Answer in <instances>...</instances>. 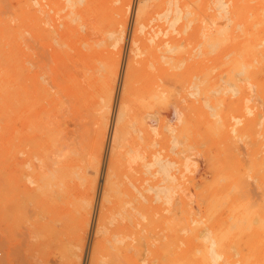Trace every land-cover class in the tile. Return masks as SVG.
I'll return each mask as SVG.
<instances>
[{
    "label": "bare ground",
    "instance_id": "6f19581e",
    "mask_svg": "<svg viewBox=\"0 0 264 264\" xmlns=\"http://www.w3.org/2000/svg\"><path fill=\"white\" fill-rule=\"evenodd\" d=\"M43 1L21 0L18 10L12 13L8 12L12 11L11 7L7 11L5 4L0 3V187H9L14 191L7 206L14 210L22 197H31L32 193L51 203H56L57 197H70L69 181L74 174L78 176L77 170L84 164L86 176L83 175L84 179L79 177L86 181L87 188L77 208L80 217L78 242L76 251L71 257L64 258L66 261L63 263L80 264L95 193L101 182L99 175L104 168L106 140L112 129L109 161L99 202V220L94 235L107 233L112 209L125 213V218L131 221L132 226L118 225L113 240L106 238L95 242L91 264H106L107 261L109 264L122 261L124 264H147L149 256L146 253L148 249L152 251L155 245L148 243L144 250L146 244L143 243V234L160 227L166 232L163 238L166 240H161L163 242L152 251L158 264H264V108L262 110V104H257L262 99L255 100V96H250L241 84L250 79L252 90L258 87L264 102V37L260 35V26L264 28V0H258L260 6L257 9L250 5L251 0H215L219 19L228 20L231 2L236 19L230 35L233 45L225 54L230 60L219 62L220 68H223L220 75L226 78L225 86L220 85L224 78L213 80L207 69L194 70L202 61L192 62L196 83L191 85V91L183 99L189 111L187 121L178 107L172 105V110L166 113L159 127H156V113L127 120L128 110L131 108L132 96L137 95V77H142L138 98L149 110L161 102L167 86L174 81L176 74L169 73V70L179 68L176 55L183 48L177 37L183 35V26L179 25L183 20V10L170 1L168 10L158 12L149 21L146 19L148 0H141L142 5L136 12L134 31L129 42L130 61L124 88L115 106V114V91L122 47L127 39L125 25L128 21L127 10L131 11L132 7L131 1L123 2L119 13L121 20L115 29L108 32L112 42L108 45L103 42V48L101 45V52L107 57L104 62L106 73L102 80V104L94 109L89 106V85H83L82 78L90 53L98 51L90 41V35L96 29V18L92 21L84 16L80 7L86 0H67L66 7L72 10L69 9L63 16L64 22L58 25L53 18L51 24L45 20L50 15L46 7L51 6V1L47 0V6ZM172 6H176V9L172 10ZM57 13L62 12L59 10ZM172 13L174 17L171 18ZM250 13L253 17H250ZM14 21L16 26L12 25ZM47 25L50 28L46 29ZM212 25L216 33L212 38L208 37L210 42L206 40L203 46L206 44L209 50H216L230 38L229 34L226 36L228 40L223 37L227 29L218 19L212 20ZM189 26L190 22L187 29ZM236 31L240 33L236 34ZM241 32L246 39H242ZM28 34L32 41L52 49L51 56L58 63L53 85L56 94H64L71 102V122L53 120L47 105L57 100L49 96L47 88L39 81L37 67L41 60L39 54L32 51L34 47L28 40ZM77 42L80 46L84 45L88 52L79 47L72 55L71 49L75 51L73 45ZM210 52L204 50V55ZM257 75H262L261 83L257 81ZM237 76L243 79H236ZM199 78L203 79L198 83ZM215 96H218L217 100ZM254 100L255 104H251ZM110 118L114 120L112 126ZM133 120L138 123L137 136L131 133ZM176 122L185 124L181 131L177 130ZM191 132L201 135L210 146L206 159L208 166H211L209 171H212V180L200 196L204 202L198 205L201 216L198 217L199 214L183 197V216L179 218L178 215L181 221L176 222L174 219L177 217L174 215L172 221L169 217H163L158 223L154 220L156 210H159L157 213L170 211L164 205H171L175 195L171 187L161 184L179 182L184 185L185 191L191 193L192 187L198 184H195L199 176L194 168L195 163L190 164V158H187L186 164L181 158L170 157L168 161L155 154L153 160L144 165L147 174L151 175L152 169L157 168L151 176L157 179L162 177L146 189V192H154L155 198L151 199L134 181L130 184L133 188L117 187L122 167L126 166L124 158L137 152L140 141L151 140L152 133L155 137L159 136L163 143L171 142L177 148L182 137L189 138ZM127 147L130 149L126 150ZM20 155L28 158L21 160ZM112 202L111 207L109 203ZM152 202L159 203V206L153 208ZM135 242L137 245L133 244ZM18 256L9 251L1 257L0 264H12L17 258L31 259L30 256Z\"/></svg>",
    "mask_w": 264,
    "mask_h": 264
},
{
    "label": "rangeland",
    "instance_id": "374dc122",
    "mask_svg": "<svg viewBox=\"0 0 264 264\" xmlns=\"http://www.w3.org/2000/svg\"><path fill=\"white\" fill-rule=\"evenodd\" d=\"M20 1L21 0H9V1L0 0V3H2L3 5L5 4L4 6L7 8V9L5 8L7 11L9 10L8 8L11 7L10 9H12V11L10 12L9 10L8 12L12 13L18 10ZM49 1H51L50 7L47 6L46 4L47 0H45V2L43 1V3L46 4L47 6L46 9L50 13V15L47 16L48 18L47 17L45 18L46 22L53 24V20L55 19V22L58 25L62 24L64 22L63 16H65L70 10H72L71 8L66 7L67 0H49ZM125 1L128 0H122L121 2H117V0H86V2H84L80 7L81 9H83L84 16L86 18H91L92 21H95L96 18L95 21L96 29L92 31V34L90 35V41L93 43L94 47L98 51H93L90 53V57L86 60V66L83 69V74L85 72V75L82 78V84L85 86L89 85L88 100L91 109H94L99 104H102V100H100V98L102 99V82H103L102 80L106 73L105 70L106 65H104L105 64L104 62L107 57L105 53L101 52V45L103 42H105V45L106 44L108 45L112 42V40L108 37L109 35L108 32L115 29L116 26L118 25V22L121 20V16L119 13L122 8L123 2ZM130 1L132 7H131V11L127 10L128 21L127 24L125 25V34L127 39L123 43V47H122L121 67L116 85L114 107L115 106L117 107L119 97L124 88L123 82L125 81L128 63L130 61L129 58L130 55L128 52L129 42L134 31V20L136 18V12L138 11L139 6L142 5L141 0H130ZM170 1H174L177 5V8L183 10V20L179 24L180 26H183V35L177 37L179 42L181 43V48H183L180 49L179 52L180 54L176 55V59L179 60L178 63L179 68L173 71L169 70V73L174 72L176 74L175 79L169 86H167V91L163 94L162 98L160 97L161 102L160 103L157 102L155 106L151 108V110H149V108L145 107L142 104L143 101L140 98H138V94L141 93V89H142V82H141L142 77L141 76L137 77V83L135 86V93L137 95H133L134 97L132 96L131 108L128 110L130 111V113L128 111L127 113L129 114L127 115L126 113L127 120L134 117H138L141 119L146 115H149L150 113L151 114L156 113L157 115V117H155L157 120L156 127H159L161 125V122L165 118L166 113L172 110V105L178 107L179 111L182 113V117H184L183 119L187 121L189 111L187 110V104L183 99L184 96L191 91L190 88L191 85L196 83L195 81L196 77L193 76L195 69L196 70L207 69L213 80L216 79L217 77H218L217 79L224 78L222 77L224 75L222 76L220 75L223 71V68H220L219 62L221 60H224L225 62H228L230 60V58H226L225 54L227 53V50L233 45L230 35H232L233 29L235 28L236 25V19L232 13L234 6L233 2H231L232 6L230 5V13L228 15V20H224V19H219L218 17L215 0H193V2L191 0H148L146 19L150 21L152 17L157 16L158 12H163L165 10H168L170 8L169 6ZM243 1L246 2L249 0H243ZM196 4H198L199 6ZM191 5L193 7H191ZM250 5L253 7V9H257L259 8L260 3L258 0H251ZM171 9L175 10L176 6H172ZM59 10L62 13L58 14L57 12ZM189 13L190 15H188ZM172 17H174L173 13L171 14V18ZM250 17H253L251 13H250ZM214 19H218L220 22L223 23V26L225 27L224 29H227V32L225 30V34L223 35V37L225 36L224 37L225 40L226 39L228 40L229 38L230 40L226 42L223 41V44L219 45L216 48V50L210 49L213 50L210 52V50L208 49L209 46H207L206 44L205 46H203L204 45L203 43L206 40L210 39L208 37L212 38L213 35L216 33L215 27H212L213 26L212 20ZM80 21L82 22V20ZM189 22H190V26L187 29ZM74 24L75 26H77V23ZM12 25L16 26V22L15 21L12 22ZM45 28L48 29L50 27L47 25L45 26ZM184 32H186L187 34ZM238 33L240 32L236 31V34ZM227 34H229V38L226 37ZM260 35L264 37V28H262L261 26H260ZM27 37L28 40L32 42L29 43H31V45H33L34 47L32 51L39 54L38 56L40 57L41 60L39 66L37 67L39 81L47 88V91L50 94L49 96L51 97L54 96L57 100L56 102L47 105L52 113L53 120L56 122H58L59 120L71 122L73 117L70 106L71 102L69 98L66 97L64 94L62 95L56 94L57 90L53 85V81L56 77L54 71L58 63L51 56L52 49L43 44H39V43L37 44L34 40L32 41V37L29 34ZM241 37L242 39L243 38L246 39V36L242 32H241ZM100 42L101 44L99 46ZM36 44L41 48L37 47ZM103 45L102 48L105 46ZM79 47H81L84 50V52L85 51L88 52L86 50L87 48H85L84 45L80 46V44L77 42L76 44L73 45L75 51L73 52V50L71 49L72 55L75 54L76 48ZM204 50L210 52L208 53L209 56L204 55ZM46 58L47 59L50 58L49 59L50 62L49 60H46ZM194 61H202V62L201 64L197 65L193 70L192 62ZM262 61L264 64V58L262 59ZM39 67H41V69ZM164 67L169 68L168 65L166 66L164 65ZM251 70L254 71L255 69H251ZM154 72L158 74L157 70H155ZM239 77L240 79H243V77L241 76H237L236 79H239ZM45 79L48 80L46 81ZM202 79L201 78L197 79V82L198 81L202 82L201 81ZM225 79L226 78H224L222 81L223 84L220 83L221 86H225L224 84V82L226 81ZM42 80H44V82ZM257 81H259L260 83L263 81L262 75H257ZM245 82L246 83L243 82L241 84L243 87L245 86L244 88L249 93V95L250 96L254 95L255 100L260 101L262 99L261 100L262 102H258L257 104L259 106H261L262 104L261 109L263 110L264 102H263L262 94L261 92H259L258 87H255L252 90V81L248 79ZM248 83L250 85H247ZM51 86L53 87L51 88ZM217 97L218 96H215L214 99L217 100L216 99ZM255 100L251 104H255ZM202 103L204 104V102ZM169 104L171 106H169ZM116 107L114 108L115 114H116ZM68 108L70 110V113ZM115 114L113 115L115 116ZM111 120L112 118H110V126H112L114 122V120L112 121ZM134 120L131 123L132 124L131 126H133V129H131V133L134 136H137L138 123H135ZM184 120L183 123H185ZM183 123L180 122L175 123L177 124L176 125L177 130L181 131L184 128L185 124ZM109 132H110V137L107 138L106 140L105 151L103 154L104 168L102 173L99 175L101 182H99L95 193L93 208L90 216V226H88V230L86 233L85 245L82 251L83 253H81L80 264H91L92 247L95 242H97L98 240H105L106 238L108 239L110 238L111 240H113L115 237L114 235L115 231L117 230L116 228L122 226V224L132 226L131 221L129 222V220L125 218L126 217L125 213L121 214L118 213L117 209H112L111 212L109 213L107 233H104L99 236L94 235L95 226L99 220V214L101 208L99 202L104 188L103 183H104V178L106 176L105 172L108 166L107 163L109 161L108 152L111 146L110 142L112 137V129ZM140 136L143 137L144 135L140 134ZM189 136H190L189 138H187L186 136L182 137L183 139L181 140L180 146H178L179 148L178 147L174 148V145L171 142L163 143L159 136L155 137V135L152 133L151 140L144 139L143 140L144 142L140 141L141 145L139 146V148H137V152L131 153V155H126V157L124 158V163L126 164V166L122 167L123 171L120 179L118 180L117 187L133 188L131 187L130 184L132 183L131 181H134L138 186L143 188V192L151 199L155 198V194L154 192H146V189L150 188L152 184L156 183L162 177L161 176L158 177L159 179L153 178V176H151L152 172H154V170L157 168H153L150 175L146 173L147 170L144 167V165L148 163L150 160H153L155 154L161 155L162 159L168 161L171 160L170 157L181 158V161L184 164H186L187 158H190L191 159V161H189L190 164L195 163L194 168L197 170V174L200 177L197 176L198 178L195 184L197 183L198 184L192 187L193 189L191 193L185 191L184 185H181V183L179 182L178 183L177 182L173 183L172 181H167L164 183L162 182L163 184H161V186H167L169 188L171 187L175 192L174 193L175 195L171 205L168 204L164 205V207L170 211H162L160 213L159 212L157 213V211L159 210H156V214L154 215V220L158 223H160L161 218L163 217L166 218L169 217L170 220L172 221L173 218H175L176 216L177 219L174 220L175 221L177 220L176 222L181 221V219H178V215H180L179 218L183 216L181 212L183 209V203H181L183 197H185V199L195 209V213H198L199 211L198 205L204 203L203 199L200 196H202L201 194L205 192V188L208 187V184H210L212 180V171L211 172L209 171L211 169V166L210 164L208 166L207 164L208 161L206 159L209 153L210 146L201 135L191 132ZM129 149H130L129 147L126 148V150ZM177 153H180V155H177ZM20 158L21 160H25L28 158V156L20 155ZM35 163L37 165H40L37 161H35ZM83 165L81 168H78L77 170L79 174L76 173V175L78 176L75 177L74 174V177L72 176L69 181V185H70L69 188L71 191L70 197H68V195L63 196V198L60 196L62 200L57 197L56 203L48 202L46 201V198L43 199L40 196H38L36 193H32L31 197L28 198L22 197L21 203L19 204L20 207L18 206L17 208L12 210L10 209L11 207L7 206V203L9 202V199H11V197L13 196L14 191L9 187H0V251H1L0 260L1 257L4 256V254H6L9 251H12L17 256L18 255L24 257L30 256L31 258L30 260H22V259H18L21 258L18 256L17 260L14 261L12 264H63L66 261L65 259L71 257L72 253L76 251V246L78 242V230L80 225L78 218L80 217L77 212V208L79 206L78 204L81 202V198L85 194V188H87L86 181L81 180L79 177L80 175L82 179H84L83 175L86 174L84 170L85 165L84 166ZM201 175H203V178L201 177ZM87 176L89 177L91 175H87ZM73 201L75 202L73 203ZM152 205L153 208L156 209L159 206V203L152 202ZM109 206L112 207L113 202L111 204L109 203ZM127 210H131V208H128ZM200 216L201 215L199 214L198 217ZM165 235L166 232H163V230H161V227L156 229L155 228L151 229V231L149 232L145 231L143 234V243L146 245L144 246L145 248L143 249L144 250L147 249L146 247L147 244L149 243L155 245V247L154 246L152 247V251L156 250L157 248L156 246H159L163 241L166 240V239L163 240ZM133 244L137 245L136 242ZM152 251L148 249V253H146L147 257L149 256V258H147L148 260L147 264H158L156 263L157 261L154 259V254L152 253ZM45 259L46 261H43ZM104 259L109 260V258L107 259L104 258ZM122 262L124 264V261Z\"/></svg>",
    "mask_w": 264,
    "mask_h": 264
}]
</instances>
